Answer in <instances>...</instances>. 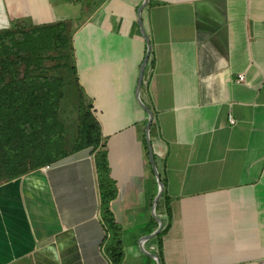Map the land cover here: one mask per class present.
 <instances>
[{
  "label": "crops",
  "instance_id": "1",
  "mask_svg": "<svg viewBox=\"0 0 264 264\" xmlns=\"http://www.w3.org/2000/svg\"><path fill=\"white\" fill-rule=\"evenodd\" d=\"M50 1L30 18L69 25L122 264H264V0H148L147 38L144 0ZM23 12L0 0V29ZM110 241L89 149L0 181V264H112Z\"/></svg>",
  "mask_w": 264,
  "mask_h": 264
},
{
  "label": "trees",
  "instance_id": "2",
  "mask_svg": "<svg viewBox=\"0 0 264 264\" xmlns=\"http://www.w3.org/2000/svg\"><path fill=\"white\" fill-rule=\"evenodd\" d=\"M27 23L17 19L0 29V181L89 149L99 177L102 218L111 233L107 254L112 264H122L120 226L111 212L117 188L100 124L73 65L68 25ZM71 112L75 118L67 117Z\"/></svg>",
  "mask_w": 264,
  "mask_h": 264
},
{
  "label": "water",
  "instance_id": "3",
  "mask_svg": "<svg viewBox=\"0 0 264 264\" xmlns=\"http://www.w3.org/2000/svg\"><path fill=\"white\" fill-rule=\"evenodd\" d=\"M148 3V0H144L143 4L140 6L139 10H138V20H139V24L141 26V29H142V32L144 34V36L147 38L146 34H145V30L143 28V21H142V17H141V13L144 9V7L147 5ZM148 57H149V50L147 52V55H146V58L144 60V63L141 67V70H140V74H139V80H138V86H137V91H136V95H137V98H138V101L140 103V105L146 110V112L148 113V115L150 116V119H152V112L151 110H149L145 105H143L139 99V92H140V87H141V84H142V79H143V74H144V69H145V66H146V63H147V60H148ZM151 123L148 124V127H150ZM148 145H150V143L148 142ZM149 154H150V162L155 170V173L157 175V177L159 178V174H158V171L155 167V160H154V155H153V151L151 150V147H149ZM163 192V185L160 183V190H159V194L157 196V198L155 199V206H156V203L159 199V197L161 196ZM154 206V207H155ZM158 222H159V227L157 229L156 232H154L153 234L151 235H148L146 236L144 239L145 241L146 240H150L154 237H156L161 231H162V228H163V222L158 219ZM154 256V259L156 260L157 264H161V262L159 261V257L157 255H153Z\"/></svg>",
  "mask_w": 264,
  "mask_h": 264
},
{
  "label": "rangeland",
  "instance_id": "4",
  "mask_svg": "<svg viewBox=\"0 0 264 264\" xmlns=\"http://www.w3.org/2000/svg\"><path fill=\"white\" fill-rule=\"evenodd\" d=\"M17 2L20 4V6L22 7L23 5H24V7H25V11L26 12H23V16L22 17H19L18 19H22V20H25V21H27L28 23H30V24H33L34 23V16H32V18H30V10L31 9H33V7H36V4L35 3H38L39 2V0H17ZM56 2H58V0H51L50 1V4L51 5H53V4H55ZM26 6H27V8H26ZM84 15V14H83ZM25 16V17H24ZM11 18V17H10ZM10 20H12V19H10ZM7 22V21H6ZM11 22V21H10ZM9 23V22H8ZM27 23V25H29ZM7 25V24H6ZM8 26V25H7ZM69 26V25H68ZM26 29L28 30L29 28H27L26 27ZM69 29V28H68ZM22 30H25V29H22ZM71 43V42H70ZM65 53H68V51L67 50H65ZM74 58V57H73ZM73 65H75V61H73ZM87 97V96H86ZM87 99L90 101V98L89 97H87ZM72 116L75 118V116H74V113L73 112H71V115H70V113L69 114H67V117H69V118H72Z\"/></svg>",
  "mask_w": 264,
  "mask_h": 264
},
{
  "label": "built area",
  "instance_id": "5",
  "mask_svg": "<svg viewBox=\"0 0 264 264\" xmlns=\"http://www.w3.org/2000/svg\"><path fill=\"white\" fill-rule=\"evenodd\" d=\"M244 79H245L244 75H239V77H238L239 82H243ZM230 121H231V123H233V120L231 118H230Z\"/></svg>",
  "mask_w": 264,
  "mask_h": 264
}]
</instances>
